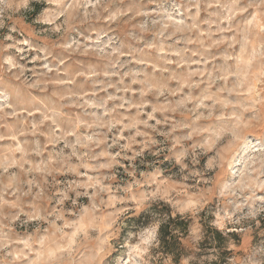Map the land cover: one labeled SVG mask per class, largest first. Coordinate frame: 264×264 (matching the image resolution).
Returning <instances> with one entry per match:
<instances>
[{
    "label": "clouds",
    "instance_id": "obj_1",
    "mask_svg": "<svg viewBox=\"0 0 264 264\" xmlns=\"http://www.w3.org/2000/svg\"><path fill=\"white\" fill-rule=\"evenodd\" d=\"M0 264H264V0H0Z\"/></svg>",
    "mask_w": 264,
    "mask_h": 264
}]
</instances>
